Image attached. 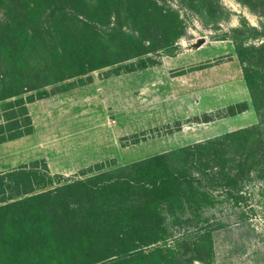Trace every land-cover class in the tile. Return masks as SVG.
Returning <instances> with one entry per match:
<instances>
[{"label":"rangeland","instance_id":"1","mask_svg":"<svg viewBox=\"0 0 264 264\" xmlns=\"http://www.w3.org/2000/svg\"><path fill=\"white\" fill-rule=\"evenodd\" d=\"M50 1L0 0V44L22 51L19 76L38 87L22 94L25 101L35 99L28 102L34 132L0 143V172L38 160L42 171L46 165L51 175H61L55 183H65L258 124L264 133L237 53L240 42L264 40V0H156L169 15L145 33L133 18L137 8L118 0L115 17L100 26L101 50L94 44L84 58L103 66L45 85L51 79ZM92 6L71 3L66 9L92 16ZM114 24L142 39L137 50L145 42L150 51L115 60L122 54ZM25 29L42 33L29 37ZM53 41L65 40L54 31ZM73 52L77 58L85 53ZM16 99L0 101L6 136L18 130L9 129L15 120H6L20 111ZM245 102L247 110L231 114ZM232 142L237 147L244 140ZM251 162L238 184L203 176L201 195L166 203L168 236L146 249L172 247L185 259L199 255L194 264H264V161ZM197 239L198 249L192 245Z\"/></svg>","mask_w":264,"mask_h":264},{"label":"trees","instance_id":"2","mask_svg":"<svg viewBox=\"0 0 264 264\" xmlns=\"http://www.w3.org/2000/svg\"><path fill=\"white\" fill-rule=\"evenodd\" d=\"M90 1H50L48 39L52 48L48 51L47 78L51 79L45 85L103 66L104 63L88 64L84 58L90 57L94 44L101 50L100 26L115 17L118 0ZM128 1L131 9L138 10L133 18L142 33L165 24L169 12L158 6L156 0ZM71 3L83 6L92 3V16L67 10ZM112 30L121 35L116 48L122 55L115 60L131 59L150 51L145 42L137 50L142 39L124 34L117 25ZM54 31L65 40L63 43L53 41ZM24 32L30 33L29 37L42 33L28 29ZM81 49L85 53L77 58L73 51ZM237 53L244 63L251 106L264 118V40L258 45L240 42ZM21 54L20 49L0 44V60L5 61L0 65V101L17 97L16 106L20 108L17 114L6 117L7 121L15 120L9 129L15 127L17 132L6 136L0 122V143L34 132L28 102L35 99L25 101L22 94L38 87L19 76ZM247 108L248 103H239L232 107L231 114ZM260 126L181 146L65 183H55V177L61 175H51L46 165L42 171L38 160L0 172V264H194V260H202L199 255L185 259L184 254L172 247L146 248L168 236L166 203L201 195L203 176L215 183L238 184L250 170L251 161H264V133L260 132ZM237 138L244 143L234 147L232 141ZM250 140L253 144H247ZM246 145L249 147L245 148ZM248 148L249 153L245 151ZM193 165H197L198 175L194 174ZM192 245L198 249L199 239Z\"/></svg>","mask_w":264,"mask_h":264}]
</instances>
